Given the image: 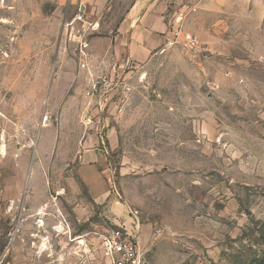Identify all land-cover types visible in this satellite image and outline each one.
<instances>
[{"label": "rangeland", "instance_id": "obj_1", "mask_svg": "<svg viewBox=\"0 0 264 264\" xmlns=\"http://www.w3.org/2000/svg\"><path fill=\"white\" fill-rule=\"evenodd\" d=\"M130 1L82 22L65 0H0V264H104L93 239L115 224L80 172L79 45L112 36ZM170 1L179 36L127 75L111 117L108 196L139 211L143 264H264V0L243 15Z\"/></svg>", "mask_w": 264, "mask_h": 264}, {"label": "crops", "instance_id": "obj_2", "mask_svg": "<svg viewBox=\"0 0 264 264\" xmlns=\"http://www.w3.org/2000/svg\"><path fill=\"white\" fill-rule=\"evenodd\" d=\"M65 2L68 5H76L77 10L87 18L90 16H87L88 13L93 14L98 11L107 3V0H65ZM175 3L170 0H131L112 36L93 38L88 45L84 42L88 46V63L83 75L85 83L88 84L91 79L105 71L111 74L124 71L126 75H129L142 68L153 54L172 42L174 40L172 31L175 29L172 25L173 19L180 16L177 11L172 10ZM225 3L228 4V13L238 12L239 15H243L246 11L249 14L248 0H201L191 9L197 13L214 12L218 14L221 5ZM190 11L188 10V12ZM218 16L216 17L218 18ZM202 28L204 29L202 34L212 38L220 33L223 26L204 23ZM86 102L88 101H85V104ZM88 108L87 105L86 111ZM87 128L91 131L85 133L81 139L80 172L82 179L89 185L94 202L106 204L111 223H121L122 217L125 218V207L121 202L108 196L102 176L106 167V157L99 148L94 126L91 125ZM117 142L115 130L112 127L108 131V148L110 150L115 148Z\"/></svg>", "mask_w": 264, "mask_h": 264}, {"label": "built area", "instance_id": "obj_3", "mask_svg": "<svg viewBox=\"0 0 264 264\" xmlns=\"http://www.w3.org/2000/svg\"><path fill=\"white\" fill-rule=\"evenodd\" d=\"M75 21H85L81 11L74 15ZM174 37L179 36L178 29L173 31ZM189 48H198L199 43L196 38L189 36L186 39ZM79 51L84 53L85 43H80ZM85 67V63L80 64ZM125 72H114L112 74H101L90 80L85 96L88 99V110L83 115L84 123L87 126H94L98 137L99 148L106 155L109 163L110 155L108 148L107 133L110 129L111 119L120 115L123 111L125 94L130 90L126 82ZM116 101L111 108L113 102ZM112 117V118H111ZM108 165L107 182L109 188L117 199H122L121 194L115 187L114 170ZM125 213L130 219V227L125 224L117 223L113 227H105L103 231L96 233L94 240L95 246L103 259L104 264H143L144 249L140 236L139 211L125 204Z\"/></svg>", "mask_w": 264, "mask_h": 264}, {"label": "water", "instance_id": "obj_4", "mask_svg": "<svg viewBox=\"0 0 264 264\" xmlns=\"http://www.w3.org/2000/svg\"><path fill=\"white\" fill-rule=\"evenodd\" d=\"M59 229H63V228L60 226Z\"/></svg>", "mask_w": 264, "mask_h": 264}]
</instances>
